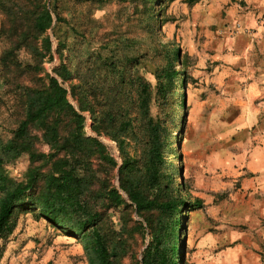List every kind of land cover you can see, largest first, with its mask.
Returning <instances> with one entry per match:
<instances>
[{
  "label": "rangeland",
  "instance_id": "obj_1",
  "mask_svg": "<svg viewBox=\"0 0 264 264\" xmlns=\"http://www.w3.org/2000/svg\"><path fill=\"white\" fill-rule=\"evenodd\" d=\"M235 2L243 6L241 0ZM219 3L221 0H0L3 142L12 137L25 117V88L46 87L49 76L59 80L75 110L86 117L85 134L98 136L91 129L88 113L80 109L78 97L89 54L107 51V42L114 43L111 47L116 51H131L129 39H148V28L152 27L161 29L163 42L171 41L180 48L183 64L177 65L181 73L173 92L174 119L166 170L172 173L178 191V185H183L178 193L191 203L201 199L203 207L185 206L180 214L178 250L174 255L179 264H195L197 238L204 231H210L217 239L226 234L235 241L249 232L251 225L247 221L258 224V192L248 203L255 207L250 209L253 215L245 204L246 193L255 190H249L244 174H229V169L216 166L217 160L210 162V169H201L205 146L221 147V142H226L221 132L228 126L230 98L236 93L229 79L238 75L235 71L241 68L229 67L223 55L216 53L215 31L220 29L216 21L227 14L224 8L217 9ZM45 11L51 20L45 31L38 32L34 20ZM242 58L247 61L244 66L254 62L247 56ZM63 71L69 73L68 78L61 76ZM250 74L245 70L239 80L246 81ZM34 133L39 136L37 148L49 152L41 133ZM98 137L118 159L117 146ZM28 167L27 155L5 165L8 175L17 180L25 178ZM39 190L25 197L15 209L9 229L0 236V264H94L97 257L86 247L82 236L44 216L37 199ZM99 228L115 253V264L142 261L151 235L145 218L134 207L102 210ZM249 234L257 240L255 230ZM252 249L263 256L261 260L251 259L250 264H264L262 248Z\"/></svg>",
  "mask_w": 264,
  "mask_h": 264
},
{
  "label": "trees",
  "instance_id": "obj_2",
  "mask_svg": "<svg viewBox=\"0 0 264 264\" xmlns=\"http://www.w3.org/2000/svg\"><path fill=\"white\" fill-rule=\"evenodd\" d=\"M47 15L35 18L38 32L48 27ZM160 31L149 27L148 39L130 38L131 51H116L109 41L107 51L87 59L79 106L88 113L91 129L117 146L118 159L98 136L85 134L86 117L75 110L57 78L49 76L40 89L25 88V117L10 139L0 141V236L25 197L40 189L44 216L82 236L97 257L94 264H115L99 221L102 210L120 206L134 207L150 230L143 259L133 264H179L174 255L180 214L185 206L202 208L203 201H187L178 193L183 185L178 191L166 170L173 92L181 73L177 65L183 61L180 48L163 42ZM68 74L61 72L64 78ZM34 130L49 152L37 148ZM23 155L29 160L25 178L13 179L5 165Z\"/></svg>",
  "mask_w": 264,
  "mask_h": 264
},
{
  "label": "crops",
  "instance_id": "obj_3",
  "mask_svg": "<svg viewBox=\"0 0 264 264\" xmlns=\"http://www.w3.org/2000/svg\"><path fill=\"white\" fill-rule=\"evenodd\" d=\"M219 7L227 14L216 21L220 25L215 31L216 53L223 55L229 67L241 68L235 71L238 75L233 74L229 79L236 93L230 98L228 126L221 132L226 142L222 141L221 147L207 149L205 146L201 169L207 170V166L210 169V162L217 160L216 166L229 169V174L245 175L249 190H255L246 193L245 204L248 213L253 215L250 209L255 207L248 203L258 192L255 200L258 224L247 221L251 225L248 231L255 230L257 240L249 232L233 241L229 235L217 239L210 231H204L197 238L195 264H250L251 259L261 260L263 256L252 248L261 247L264 251V0H243V6L232 0H221ZM243 56L254 62L244 66L247 61ZM245 70L252 74L246 81H240L239 75Z\"/></svg>",
  "mask_w": 264,
  "mask_h": 264
}]
</instances>
